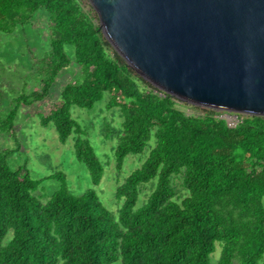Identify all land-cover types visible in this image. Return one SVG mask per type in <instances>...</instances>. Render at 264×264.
Returning <instances> with one entry per match:
<instances>
[{"label":"trees","instance_id":"1","mask_svg":"<svg viewBox=\"0 0 264 264\" xmlns=\"http://www.w3.org/2000/svg\"><path fill=\"white\" fill-rule=\"evenodd\" d=\"M41 10L50 45L37 58L40 87L16 98L0 131L16 138L20 105L48 97L74 60L82 73L44 104L40 124L53 125L62 143L74 135L75 157L93 187L75 194L61 171L36 179L26 166L11 165L13 150H0V264H264V116L240 114L231 126L214 109L187 103L196 113L182 110L127 64L81 0H0V31ZM106 93V107L123 118L118 129L104 122L105 136L118 137L117 168L149 150L116 189L118 214L95 189L105 164L71 111L92 109ZM44 179L60 182L46 201L38 194Z\"/></svg>","mask_w":264,"mask_h":264},{"label":"water","instance_id":"2","mask_svg":"<svg viewBox=\"0 0 264 264\" xmlns=\"http://www.w3.org/2000/svg\"><path fill=\"white\" fill-rule=\"evenodd\" d=\"M114 49L180 102L264 116V0H89Z\"/></svg>","mask_w":264,"mask_h":264},{"label":"rangeland","instance_id":"3","mask_svg":"<svg viewBox=\"0 0 264 264\" xmlns=\"http://www.w3.org/2000/svg\"><path fill=\"white\" fill-rule=\"evenodd\" d=\"M81 3L86 10L92 7L89 0H81ZM49 45V16L45 10L39 11L29 23L16 26L10 33L0 31V123L15 106L16 98L39 89L41 76L37 71V58L48 52ZM72 52V47L68 46L67 53L73 58ZM81 73L82 67L72 60L71 65L63 69L57 77L48 97L32 104L20 105L14 128L16 138L0 131V150H13L9 160L14 168L26 166L31 176L36 179H43L47 175L61 171L66 174L67 186L75 194H83L88 188L93 187V184L86 166L75 157L74 135L66 143L60 142L54 126H42L40 117L44 113V104L51 99H58L65 84ZM108 100L109 94L106 93L92 109L75 106L71 111L105 164L104 176L95 189L103 204L114 214H118L121 202L115 196L116 189L134 169L141 166L149 150L145 152L146 155L130 154L122 168L120 170L117 168L114 149L118 137L105 136L104 122L118 129L123 118L116 108L106 107ZM180 103L182 110L196 113L185 105L187 103ZM219 112L222 113L221 117L227 119L229 125L234 126L238 122L235 113ZM59 186L58 180L44 179L37 193L46 201ZM152 188L151 184L144 188L142 201L146 200ZM12 234L10 232L8 238H11ZM220 252L221 246L217 243V249L212 256L213 262L218 260Z\"/></svg>","mask_w":264,"mask_h":264}]
</instances>
